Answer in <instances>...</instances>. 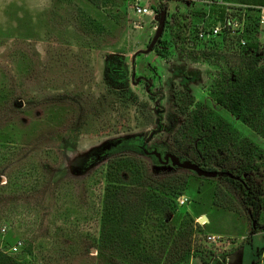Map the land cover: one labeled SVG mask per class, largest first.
Returning <instances> with one entry per match:
<instances>
[{"label":"rangeland","instance_id":"obj_1","mask_svg":"<svg viewBox=\"0 0 264 264\" xmlns=\"http://www.w3.org/2000/svg\"><path fill=\"white\" fill-rule=\"evenodd\" d=\"M135 1L0 0V264H116L94 247L120 230L115 219L104 223L111 195L106 170L116 155L134 158L155 175L179 174L187 186L169 214L146 208L134 221L126 216L121 229L137 254L125 255L129 264H163L161 252L176 236L170 230L181 225L192 227L191 251L174 264H252L257 258L264 264V193L256 227L226 176L203 180L170 164L160 167L138 148L194 153L217 173L222 166L213 156L234 172L248 163L264 192V96L248 123L214 97L237 73L247 74L241 47L230 38L203 48L188 44L199 43L195 27L215 23L208 11L220 0H139L167 12L153 50L132 63L157 27L151 17L133 14ZM224 7L246 26L245 6ZM256 43L246 63L261 67L259 26ZM112 57L121 58L126 71L119 84L107 77ZM197 112L204 114L198 126ZM203 123L227 132L212 142ZM181 197L188 202L179 207ZM210 235L220 244H207ZM18 241L22 248L13 254Z\"/></svg>","mask_w":264,"mask_h":264},{"label":"trees","instance_id":"obj_2","mask_svg":"<svg viewBox=\"0 0 264 264\" xmlns=\"http://www.w3.org/2000/svg\"><path fill=\"white\" fill-rule=\"evenodd\" d=\"M221 2L223 5L216 7L219 10L211 8L208 11L209 16H216V21L223 18L226 14V7L224 6L227 4H238L246 8L245 12L248 18L242 35V38L245 40V46L241 47L242 55L245 58L241 64L246 66V70L248 71L247 74L237 73L231 81L221 85V91L214 97L217 103L226 111L238 117L242 122L248 123L251 116L260 111L264 96V64L261 67H256V61L252 59H249L251 60L250 63H246L247 56H250L257 47L256 36L258 31L259 8L264 7V0H221ZM156 13H158L157 9ZM225 38L228 37L224 36L216 41H199V43L189 41L188 44L190 46L196 44V46L203 48L206 45L215 44L218 41L222 42ZM125 75L126 71L122 65L121 58H110L107 66V77L109 80L119 84L124 81ZM203 116L204 114L200 112L194 114L192 117L196 122L193 124L198 126L201 123L200 120L204 119ZM217 127L222 126L218 125ZM218 128H215L211 124L206 125V123L201 124L200 127L202 132L207 134L206 139L212 142L221 140L227 132L225 131L227 129L222 130L221 128L217 131ZM168 153L181 161L193 163L205 171H208L207 168L210 167L207 163L202 164V162L207 161L203 156L197 157L194 153H181V150L172 149H168ZM213 161L220 167L222 166L218 174L228 172L234 176V178H223L241 191L245 204L250 207L249 217L256 222L258 213L261 210L260 195L264 192L259 184L253 183L251 179V168L248 163L243 164L240 169L234 172L225 169L223 164L221 165V162L215 156H213ZM178 170L197 177L193 172L183 169ZM242 176H245V178L242 179ZM199 179L206 180V178ZM106 180L109 186L108 194L111 195H109L110 199L107 198L105 201L104 223L108 224L112 219H115L116 223L120 226V230L115 229L112 233H107L104 237L99 238L94 247L98 249L99 257L108 263L129 264L125 260V255L132 256L137 254L136 252L130 253L131 248L128 247V244H133H130L129 234L124 232V229H121V225L125 221L126 216L129 217V221H134L135 214L143 213V210L146 208L160 209L163 213L169 214L173 200L182 196L186 191V179L175 173L152 174L145 164L134 158L116 155L107 165ZM108 200L110 201L108 202ZM255 226L257 227V222ZM256 227L252 228V234L256 233ZM173 234L176 236L171 240L169 248L166 250V253L165 249H163L160 259H158L159 261L164 259L163 264L182 262L190 255L192 227H183L181 225L177 228L172 226L170 235ZM167 240L166 244L169 243V239ZM120 245H126L129 249L124 251L121 248L120 250ZM163 254H165L164 258ZM7 260L13 262L9 259ZM8 261L7 264L9 263ZM143 262L145 261L143 260L141 264H146ZM13 264L16 263L14 262ZM252 264H261L260 259L257 258Z\"/></svg>","mask_w":264,"mask_h":264},{"label":"built area","instance_id":"obj_3","mask_svg":"<svg viewBox=\"0 0 264 264\" xmlns=\"http://www.w3.org/2000/svg\"><path fill=\"white\" fill-rule=\"evenodd\" d=\"M218 5H223L221 0ZM258 26L264 28V7L259 8ZM132 12L137 17L148 16L154 19L156 9L151 6H143L140 1L137 0L132 6ZM244 23L236 18H233L229 13H226L223 18L219 19L212 25H201L194 29L195 36L198 41L206 42L215 39H221L222 37H228L230 39H236L239 47L245 46V40L242 38L244 32ZM188 199L181 197L178 200V206L182 207L186 205ZM4 231V230H3ZM221 238L219 236L210 235L206 237V243L210 245L220 244ZM22 248V243L20 241L16 242L11 248L10 252L15 254Z\"/></svg>","mask_w":264,"mask_h":264},{"label":"water","instance_id":"obj_4","mask_svg":"<svg viewBox=\"0 0 264 264\" xmlns=\"http://www.w3.org/2000/svg\"><path fill=\"white\" fill-rule=\"evenodd\" d=\"M166 8H163L161 12L157 13L153 19V21L157 24V27L155 29V33L154 36L150 42V44L148 45L147 49L145 51H139L137 53L134 54V56L132 57V63H134L135 57L139 54H144L147 55L149 54L154 46L157 44L158 40L160 39V37L163 34L164 31V26H165V21H166ZM132 76H134V68H133V73ZM133 78V77H132ZM138 82V80H137ZM149 91V86H147L146 88V92ZM152 156L155 157V159L163 166H166L168 161H171V168L177 167L179 169H183L186 171H190L193 172L197 177L199 178H206V179H212V178H216L217 176H226L228 178H234L231 174L229 173H220L218 174L217 172H212V171H205L202 168H200L199 166L190 163V162H180L177 158H175L174 156L168 154L165 155L164 160H161V155L159 153H157L156 151H153L151 153ZM204 220H206V217H202L199 222H203Z\"/></svg>","mask_w":264,"mask_h":264},{"label":"flooded vegetation","instance_id":"obj_5","mask_svg":"<svg viewBox=\"0 0 264 264\" xmlns=\"http://www.w3.org/2000/svg\"><path fill=\"white\" fill-rule=\"evenodd\" d=\"M139 150H141L145 155H148L150 157L153 158V160L157 163V165H159L160 167H162L163 165H161L156 159L154 156L151 155V153L153 151H156L157 153H159L161 155V160L163 161L164 160V157L165 155H168L166 153H162V152H159L158 148L156 147H146L145 145H142V146H138ZM171 155V154H170ZM179 160V159H178ZM180 162H185V161H181L179 160ZM167 164H170L171 165V161L169 160ZM174 168H177V167H174ZM233 176V175H232ZM234 177V176H233Z\"/></svg>","mask_w":264,"mask_h":264},{"label":"crops","instance_id":"obj_6","mask_svg":"<svg viewBox=\"0 0 264 264\" xmlns=\"http://www.w3.org/2000/svg\"><path fill=\"white\" fill-rule=\"evenodd\" d=\"M263 254H264V252H263Z\"/></svg>","mask_w":264,"mask_h":264}]
</instances>
